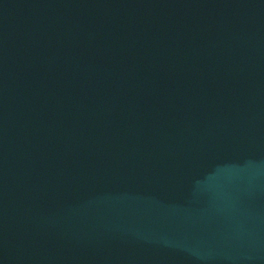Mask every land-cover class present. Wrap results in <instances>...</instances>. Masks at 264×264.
Wrapping results in <instances>:
<instances>
[{"label":"water","instance_id":"obj_1","mask_svg":"<svg viewBox=\"0 0 264 264\" xmlns=\"http://www.w3.org/2000/svg\"><path fill=\"white\" fill-rule=\"evenodd\" d=\"M0 264H264V0H0Z\"/></svg>","mask_w":264,"mask_h":264}]
</instances>
